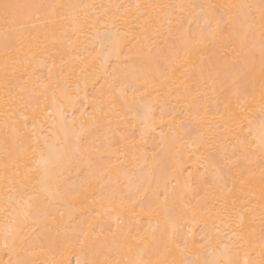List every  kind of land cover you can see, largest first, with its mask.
Returning a JSON list of instances; mask_svg holds the SVG:
<instances>
[{"label": "bare ground", "instance_id": "bare-ground-1", "mask_svg": "<svg viewBox=\"0 0 264 264\" xmlns=\"http://www.w3.org/2000/svg\"><path fill=\"white\" fill-rule=\"evenodd\" d=\"M169 3L174 5L188 4H214L219 6L243 3H258L259 0H0L3 3L18 5L32 4H62L75 5V9H62L66 16L75 13V20H57L50 25L45 17L39 16L35 10L19 9L15 25H6L0 10V237L6 226H13L17 214L22 207L29 203L34 207L49 205L52 198L43 191L45 163L47 162L49 174L61 172V179L65 184H75L88 176V158L75 156L67 161L63 159L65 142L62 132L58 128V113L60 106L63 111L75 112L77 116L85 114L86 127L91 124L93 101L101 93L107 91L109 77L102 70L97 60L102 51L97 42L98 34L105 31L115 33L119 40L117 54L107 56L105 65L108 72L112 68L123 66L120 61H132L139 64L147 55L159 54L161 58L173 56L179 52L183 57L180 45L172 48L169 43V33L175 34V29L168 28V21H160V31L150 30L143 20L128 15L126 23L117 22L115 28L106 23L108 6L132 5L135 3ZM91 6V7H88ZM123 9H112L119 16ZM191 11L176 8L171 10L172 22L177 17L187 16ZM193 25V29H196ZM14 39L13 47L6 48V42ZM99 39L106 45L107 39L99 35ZM149 48L152 49L149 52ZM104 52L109 48L105 47ZM249 52L247 44H240L235 40L218 39L200 48L194 57H189L190 63L174 72L167 89L157 98L160 90L152 92V111L148 112L141 105L134 109L117 108L109 114L100 124L99 132L111 130L117 139L121 135H129L143 147L140 152L146 151V158L131 148H122L127 154L120 156L113 145L107 150L101 149L99 157L91 159L95 167L109 166L103 177H97V188L101 184L119 181V188L125 193L132 191L142 202L149 203L157 199V193L165 188L169 192L170 207L178 208L182 204H196L199 202L205 208L214 203L213 197L218 195L211 181L203 185L198 192L190 190L192 182L199 185L200 177L211 176V169L207 166L209 151H215L219 137L227 135L217 127L226 120V113L235 110L237 101L232 97L234 74L243 72ZM256 57V81L259 84V53ZM84 68V72L80 69ZM7 73V75H6ZM86 73H92L86 75ZM56 82H64L72 97L71 100L53 90L58 86ZM196 84V90L204 93L196 100H182L180 104L191 102V108H184L183 115L161 116L162 110L176 103L175 98L183 95L186 86ZM77 85L79 90L77 91ZM47 86V87H45ZM6 89L10 93L24 97L23 105L12 104L5 110L4 99ZM145 101L149 99L146 96ZM179 107V104L177 105ZM42 129V130H41ZM246 131V130H245ZM200 138L207 139L208 145L197 149L192 146ZM215 138V139H213ZM234 143V141H233ZM210 145V146H209ZM221 153H217L220 155ZM119 156L123 161L120 164L114 158ZM111 157V159H110ZM259 151L255 153L256 163L253 167L258 171ZM115 165V167H111ZM123 168L126 175H118ZM191 174V175H190ZM139 185L141 192H135ZM257 200L259 201V182L256 183ZM235 199L233 206L231 200ZM243 196L239 190L229 198V210L232 219L224 214L223 222L215 219L219 234L210 232L208 225L214 218L203 216L193 220L190 214L182 219L183 224L191 222L196 244L192 246L188 259L196 264H203L205 260L213 259V252L225 245L231 244L229 239L233 229L230 223L239 222L240 214L252 231L250 236V257L259 259L260 229L259 218L251 221V216L245 212L246 205L240 201ZM59 208V211L56 208ZM258 212V209H257ZM135 213L136 226L147 229L149 224L155 228L157 240L162 234L170 235L173 228L175 214H170L161 208H156L150 215L140 208L129 205L125 208L115 207L114 211L105 212L97 216V211L90 203L78 204L75 209L57 205L51 209L48 216H37L35 213L28 219L29 227L25 235L41 238L50 233L72 234L79 233L81 226L86 227L88 222L96 217L101 225L113 223L119 215L127 220ZM209 233L211 244L201 248L200 238ZM80 249L75 242L67 246V251L60 259L75 264ZM123 259L135 258L124 254ZM16 256L11 247H5L0 239V264H12ZM163 264L164 261L184 259L175 251L171 255L153 256Z\"/></svg>", "mask_w": 264, "mask_h": 264}, {"label": "snow or ice", "instance_id": "snow-or-ice-1", "mask_svg": "<svg viewBox=\"0 0 264 264\" xmlns=\"http://www.w3.org/2000/svg\"><path fill=\"white\" fill-rule=\"evenodd\" d=\"M75 5L62 4H32L18 5L12 3H3L0 5L2 18L6 25V32L9 27L16 24L19 9L24 8L35 10L38 14L45 17V22L54 25L57 20L72 19L75 20V13L72 16H66L62 9H75ZM91 7V6H88ZM123 9L117 16L112 9ZM180 8L183 10H195L194 17L191 11L189 15L177 17L172 22L171 10ZM133 15L137 19L149 26L150 30L159 33L160 21H168V28L175 29V34L169 33V43L172 48L180 45L183 51V57L177 52L173 56L161 58L159 54L147 55L139 64L132 61H120L123 66L112 68L107 71L111 65H105L107 56L117 54L119 40L115 33L105 31L98 34L97 42L101 45V53L97 63L109 77L107 81V91L101 93L99 98L93 101V112L90 114L91 124L86 127L85 114L77 116L75 112L63 111V105L60 106L58 113V128L62 132L65 142V161L75 157L88 158L87 168L88 176L78 183H63L61 172L49 174L47 162L45 163V175L43 179V191H45L52 201L49 205L34 207L30 202L22 207L17 214V220L13 226H6L2 237L5 247H11L16 259L12 264H69L68 261L60 259L67 251V246L75 242L80 249L75 264H161L160 261L152 259L153 256L171 255L175 251L183 257L182 260L164 261L163 264H196L195 261L188 259L191 255V248L196 244L194 233L191 228V222L183 224L184 216L190 214L193 220L203 216L205 218H214L208 225L210 232L218 235V226L215 219L223 222L224 214H228L231 221L232 213L229 210V198L233 193L239 190L243 199L242 205H246L245 212L251 216V221L256 222L259 218L260 254L259 259L250 257V236L252 231L249 225L243 220V214H240L239 222L230 223L229 227L233 229L229 239L231 244L223 246L221 249L213 252L211 261L205 260L203 264H264V0L258 3H243L231 5L214 4H188L174 5L169 3H135L132 5H114L108 6L106 11V23H111L115 28L116 23H126L128 15ZM196 25V29H193ZM103 35L108 41L107 45L99 39ZM218 39L235 40L240 44L248 45V60L245 63L243 72L234 74L230 92L237 101L235 110L226 113V120L218 124L222 133L216 145L215 151H209L207 156V166L211 169L212 175L202 176L199 185L192 182L190 190L194 193L205 184L211 181L218 195L213 197L214 203L210 208H205L202 204H182L178 208L170 207V196L166 188L161 189L156 195L155 201L144 203V197L138 198L134 192L125 193L119 188V181L114 183L101 184L98 189L97 177H103L108 171L109 166L95 167L91 159L93 156L99 157L101 149L112 148L118 145L116 149L120 151V156L126 155L122 148H131L140 152L143 147L138 141H134L129 135H121L116 138L111 130L99 132L100 124L109 114L117 108L123 107L134 109L141 105L146 111H152L151 93L157 90V98L167 89L173 74L178 68L183 67L184 63H190L189 57H194L200 48L208 43L215 42ZM14 39L6 42L7 47H13ZM105 47L109 48L104 52ZM152 49L149 48V52ZM259 53V84L256 81V57ZM84 72V68L80 69ZM92 73H86L91 75ZM7 75V73H6ZM57 87L53 90V96L57 93L71 100L72 97L64 82H56ZM47 87V86H45ZM79 85H77V91ZM204 93L196 90V84L186 86L183 95L175 98L176 103L167 102L169 105L161 112V116L183 115L184 108H191V102L180 104L182 100H196L202 97ZM149 99L145 101V97ZM5 110L12 104L23 105L24 97L5 91ZM179 104V107L177 105ZM42 130V129H41ZM246 130V131H245ZM215 139V138H213ZM234 141V143H233ZM209 141L200 138L194 147L199 149L208 145ZM210 146V145H209ZM259 151L258 171L253 167L256 163L255 153ZM221 153L217 155V153ZM140 155L146 158V151L140 152ZM111 159V157H110ZM120 164L123 163L120 157L114 158ZM111 167H115L112 165ZM118 175H126L123 168L119 169ZM191 175V174H190ZM259 182V201L257 200L256 183ZM135 192H141L139 185H136ZM90 203L97 211V216L115 210L116 206L125 208L132 205L140 208L146 214L150 215L156 208H161L174 213L176 219L173 221V228L170 235L162 234L161 239L157 240L155 228L149 224L148 228L136 226L138 222L134 221L135 213H132L127 220H122L118 215L113 223L106 226L101 225L100 221L93 217L86 227L81 226L79 233L61 234L50 233L41 238L25 235V229L29 227L27 221L35 215L43 217L51 214L54 206L60 205L65 208L75 209L78 204ZM234 206L236 200L232 199ZM258 209V212H257ZM59 211V208H56ZM211 244V235L205 233L200 238V247ZM129 254L135 258L123 259L124 254Z\"/></svg>", "mask_w": 264, "mask_h": 264}]
</instances>
